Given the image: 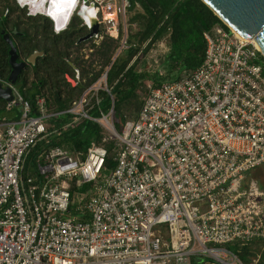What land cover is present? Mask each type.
Returning a JSON list of instances; mask_svg holds the SVG:
<instances>
[{"label": "built area", "instance_id": "built-area-1", "mask_svg": "<svg viewBox=\"0 0 264 264\" xmlns=\"http://www.w3.org/2000/svg\"><path fill=\"white\" fill-rule=\"evenodd\" d=\"M18 1L49 18L56 34L94 13L102 32L93 43L122 38L116 56L127 48L129 0H64L72 12L59 19L49 16L51 0ZM222 23L203 34L198 69L159 87L147 83L138 118L120 133L113 98L109 112L92 116L101 92L111 96L107 72L61 113H47L40 99V116H31L14 89L8 108L20 106L22 116L0 124V264H190L193 257L243 264L229 245L264 247V190L248 180L264 166L260 51ZM93 51L83 50L86 59ZM64 114L72 116L68 126L88 120L104 141L114 140V168L105 173L102 146L84 160L54 147L37 164V180L23 177L30 151Z\"/></svg>", "mask_w": 264, "mask_h": 264}, {"label": "trees", "instance_id": "trees-1", "mask_svg": "<svg viewBox=\"0 0 264 264\" xmlns=\"http://www.w3.org/2000/svg\"><path fill=\"white\" fill-rule=\"evenodd\" d=\"M127 48L117 55L121 39L105 36L99 45L93 41L78 42L87 31L81 28L82 21L75 17L72 27L56 34L52 21L42 15L30 16L16 0H0V80L5 84L12 72L10 46L4 40L9 34L18 52V62H26L35 52L43 53L34 65L28 64L16 82L18 94L30 103L31 116H40L38 101L44 100L47 113H61L70 109L87 88L107 72V86L111 96L101 92V103L94 107L92 116L100 111L109 112L114 101V124L123 129L127 121H135L148 96L147 83L159 87L164 82H175L203 63L206 42L203 34L222 21L201 0H129ZM139 8V10H138ZM160 42L169 48L163 60L164 74L160 70L150 73L145 59ZM90 44L93 53L88 59L83 49ZM257 63L263 68L264 57L259 54ZM100 68V69H99ZM79 77L77 78V76ZM70 80L77 84L74 86ZM9 103L0 100V124L20 120V106L8 108ZM72 116L64 114L50 121L44 140L40 141L27 156L23 177L39 178L36 167L50 148L60 147L74 158L84 160L93 146H102L108 151L105 173L115 166L117 152L114 140L97 124L82 120L72 126ZM34 168L29 175L28 160ZM28 172V171H27ZM249 177V175H248ZM74 187V186H73ZM75 188V187H74ZM264 189V187H260ZM87 190V187L80 191ZM74 193L75 191L72 190ZM75 199L73 198V205ZM243 264H264V247L259 242L246 245L233 244L227 247ZM210 260L193 257L190 264H209Z\"/></svg>", "mask_w": 264, "mask_h": 264}, {"label": "water", "instance_id": "water-1", "mask_svg": "<svg viewBox=\"0 0 264 264\" xmlns=\"http://www.w3.org/2000/svg\"><path fill=\"white\" fill-rule=\"evenodd\" d=\"M183 0H178L175 7ZM207 7L226 25L247 40H254L259 47L260 54L264 57V0H201ZM89 20V18H88ZM91 21V20H90ZM90 21L84 23L88 34L81 38L78 45L97 38L100 34V25L97 20L91 25ZM4 40L10 46V65L12 67L8 83L0 80V100L11 103L15 100V90L19 75L28 64L34 65L43 53L35 52L26 62H18L17 48L9 34H4ZM79 75L77 76V78ZM74 86L76 82L70 80ZM15 89V90H14Z\"/></svg>", "mask_w": 264, "mask_h": 264}, {"label": "rangeland", "instance_id": "rangeland-1", "mask_svg": "<svg viewBox=\"0 0 264 264\" xmlns=\"http://www.w3.org/2000/svg\"><path fill=\"white\" fill-rule=\"evenodd\" d=\"M128 14L129 12H127V15H126L127 22L129 18ZM128 32H130V28L128 29ZM89 47H90V44H87L83 50H88ZM168 51H169V48L165 42L158 43L145 59L147 71L150 73H155L156 71L160 70L162 74H164L165 71L162 68L163 60L166 54L168 53ZM118 130L119 132H121L120 128H118ZM30 165L32 166V158H29L28 160V170H27L28 172L26 171L25 175H29V173L34 170V168L29 167ZM248 180L258 185L259 187L261 186L264 187V166L254 171L253 173H251L248 177Z\"/></svg>", "mask_w": 264, "mask_h": 264}, {"label": "bare ground", "instance_id": "bare-ground-1", "mask_svg": "<svg viewBox=\"0 0 264 264\" xmlns=\"http://www.w3.org/2000/svg\"><path fill=\"white\" fill-rule=\"evenodd\" d=\"M33 2V0H31ZM51 10L48 11L49 12V16L52 18V19H59L60 16H66L67 14H65V12H69V15L71 14L72 12V3H68V5H66V3H63L64 0H51ZM69 15L66 17V21H68L69 19ZM89 20L88 22L90 21L91 25L94 23V13H90L89 15ZM106 19H110V20H114L115 19V14H111V13H108L106 14ZM93 22V23H92ZM242 37V36H241ZM245 39V38H244ZM247 40V39H246ZM252 43L255 44V46L259 49V47L257 46V44L254 42V40H248Z\"/></svg>", "mask_w": 264, "mask_h": 264}, {"label": "clouds", "instance_id": "clouds-1", "mask_svg": "<svg viewBox=\"0 0 264 264\" xmlns=\"http://www.w3.org/2000/svg\"><path fill=\"white\" fill-rule=\"evenodd\" d=\"M16 1H17L18 5H19L21 8H23V9H27L28 14H29L30 16H33L32 14H33L34 12H36V8L29 6V4H25V5L22 6V4H21L18 0H16Z\"/></svg>", "mask_w": 264, "mask_h": 264}, {"label": "flooded vegetation", "instance_id": "flooded-vegetation-1", "mask_svg": "<svg viewBox=\"0 0 264 264\" xmlns=\"http://www.w3.org/2000/svg\"><path fill=\"white\" fill-rule=\"evenodd\" d=\"M72 27V24L69 26V28L68 29H70ZM81 28L82 29H84L85 28V30L87 31V33H85L83 36H82V38L83 37H85L87 34H88V30H87V28L83 25V23L81 24ZM67 29V30H68ZM100 32H102V28H100ZM81 39V38H80ZM90 41H93V39H91V40H89L88 42H90ZM88 42H84V43H88ZM82 44V43H81Z\"/></svg>", "mask_w": 264, "mask_h": 264}, {"label": "crops", "instance_id": "crops-1", "mask_svg": "<svg viewBox=\"0 0 264 264\" xmlns=\"http://www.w3.org/2000/svg\"><path fill=\"white\" fill-rule=\"evenodd\" d=\"M37 8H38V9H39V8L41 9V3L37 6Z\"/></svg>", "mask_w": 264, "mask_h": 264}, {"label": "snow or ice", "instance_id": "snow-or-ice-1", "mask_svg": "<svg viewBox=\"0 0 264 264\" xmlns=\"http://www.w3.org/2000/svg\"><path fill=\"white\" fill-rule=\"evenodd\" d=\"M72 2H74V0H72Z\"/></svg>", "mask_w": 264, "mask_h": 264}]
</instances>
